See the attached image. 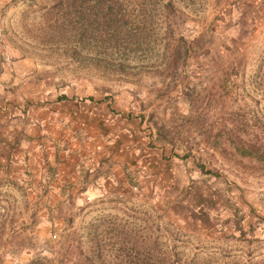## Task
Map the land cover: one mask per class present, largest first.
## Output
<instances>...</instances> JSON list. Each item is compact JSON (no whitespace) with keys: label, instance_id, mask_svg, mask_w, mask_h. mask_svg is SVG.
<instances>
[{"label":"rangeland","instance_id":"374dc122","mask_svg":"<svg viewBox=\"0 0 264 264\" xmlns=\"http://www.w3.org/2000/svg\"><path fill=\"white\" fill-rule=\"evenodd\" d=\"M167 1L0 0V264H264V0Z\"/></svg>","mask_w":264,"mask_h":264},{"label":"trees","instance_id":"16d2710c","mask_svg":"<svg viewBox=\"0 0 264 264\" xmlns=\"http://www.w3.org/2000/svg\"><path fill=\"white\" fill-rule=\"evenodd\" d=\"M99 1H101V0H99ZM238 1L240 2L241 0H223L224 5L222 7H225L226 4H233L232 2L238 3ZM113 2H119V0H113ZM164 6H165V8H169L170 6H172V0H168ZM221 12L222 11H219L218 16L221 15ZM180 39L182 41L186 42V40L183 37H180ZM179 48H180V45L177 47V50H179ZM20 264H43V263L36 261V259H33V260L31 259L27 262L20 263Z\"/></svg>","mask_w":264,"mask_h":264},{"label":"crops","instance_id":"0c3cea01","mask_svg":"<svg viewBox=\"0 0 264 264\" xmlns=\"http://www.w3.org/2000/svg\"><path fill=\"white\" fill-rule=\"evenodd\" d=\"M80 111H82V110H80ZM86 112H89L90 114L93 115V113L91 112V110H88V109H87ZM77 113H79V111H78Z\"/></svg>","mask_w":264,"mask_h":264}]
</instances>
